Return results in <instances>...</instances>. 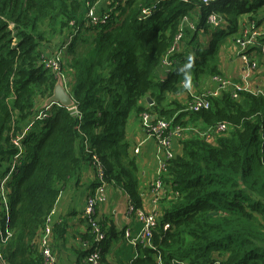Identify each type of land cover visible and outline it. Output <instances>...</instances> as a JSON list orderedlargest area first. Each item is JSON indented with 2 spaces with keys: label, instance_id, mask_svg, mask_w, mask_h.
<instances>
[{
  "label": "trees",
  "instance_id": "trees-1",
  "mask_svg": "<svg viewBox=\"0 0 264 264\" xmlns=\"http://www.w3.org/2000/svg\"><path fill=\"white\" fill-rule=\"evenodd\" d=\"M90 1L0 0V179L18 152L13 139L25 133L24 154L11 182L14 234L4 249L6 259L11 264H44L38 238L45 222L94 153L105 168L106 182L122 185L142 206L140 169L130 154L128 123L135 114L140 124L141 113L151 110L176 126H230L216 144L197 138L180 142L164 177L173 192L169 205L161 206L155 248L139 246L130 264H159L158 258L165 264H264V98L250 93L239 100L230 93L209 96L211 107L194 112L170 97L185 90L181 82L195 85L206 74L221 75L215 64L220 38L228 33L207 24L208 15L216 11L237 34L244 16L262 28L264 0H221L213 5L202 0L113 1L107 14L96 12L109 15L107 23L91 24V55L71 63L73 107L54 104L45 119L37 120L58 81L43 63L46 51L53 53L57 36L65 33L69 39L80 27ZM194 5L202 7L201 27L213 43L207 48L196 43L187 66L177 54L168 80L156 81ZM74 44L75 39L70 51ZM148 97L152 105L143 104ZM107 240L102 256L109 250Z\"/></svg>",
  "mask_w": 264,
  "mask_h": 264
},
{
  "label": "built area",
  "instance_id": "built-area-1",
  "mask_svg": "<svg viewBox=\"0 0 264 264\" xmlns=\"http://www.w3.org/2000/svg\"><path fill=\"white\" fill-rule=\"evenodd\" d=\"M220 1L221 0H202L203 4L206 5H213ZM147 13H149V11L144 10V14ZM105 14L104 16H101L96 13V9L93 6H90L89 4L87 5L86 19H88L91 24H106L109 19V15ZM245 19L246 18L243 20ZM242 21L239 22V33L234 38L235 51L242 66L241 81L234 82L232 79L223 77L222 75H214L212 80L219 87L216 90L207 91V94L204 95H199L195 91H192L189 84L185 81L181 82L179 85L185 88L191 96V101L189 103V109L191 111L200 112L209 109L211 107L209 96L216 98L225 93H230L232 98L235 100H239L245 93H250L264 98V88L253 87L250 83H248V80L255 73L262 77L263 72L261 67H263L262 63L264 60V42L261 43V40L264 38V28H258L252 24V22ZM206 22L213 28H223L225 20L221 15L213 10L208 15ZM187 23H189V16L183 18L178 28L179 31L176 34L177 37L168 48L169 50L162 60L161 67L169 70L174 69V64L176 62L175 57L177 54L182 52V48L186 42V31L189 27L187 26ZM73 25H75V21H71L70 26L74 27ZM77 29L78 27H76L73 31V34L76 33L75 31ZM72 37L73 35L70 37V41ZM43 63L45 67L54 72L58 78L62 77L63 81H66L67 78L64 77L62 71L63 66L61 65L62 62L60 55L54 54L52 56H44ZM56 105L62 106L60 103H56ZM50 108L42 111L36 119H45L48 116ZM140 126H142L147 137L155 139L157 145L159 146V151L155 157L158 170L149 188L152 199L151 202H153L154 208L152 211H148L143 208V206H138L130 198L128 201L129 205L126 215L130 219L133 218L139 222L142 229L139 233L127 229L125 231L124 238L136 248L143 246L144 248L154 249L153 237L154 232L159 225V217L162 214L161 206L163 201L171 199L170 195L171 192H173L164 183V177L168 172L170 160L176 155L173 142L176 140L178 142H182L197 138L204 140L206 143L209 142L216 144V141L220 138V136H227L230 124L221 122L214 127L208 128H201L198 125L191 124L188 128H186L183 126L173 125L172 120L167 121L159 118L156 113H153L150 110L148 112L146 111L141 113ZM24 136L25 133L13 139L12 143L14 147L18 149V152L9 164L8 173L0 179V264H11L4 255V249L8 245L7 243L13 238L14 234L10 225V203L11 196L13 194L11 182L14 174L18 171V167L24 154V148L22 147V140ZM140 150L141 147L136 148L135 153L140 152ZM89 163L91 166L95 167L97 174V187L93 193L86 197V205L83 211L84 220L88 224L89 234L92 237L90 240L85 242V247L87 249L86 261L88 264H102L103 244L107 239V234L103 223H101L100 219L97 217V208L107 200L106 190L108 184L105 180V168L95 153L92 155V159ZM55 210L56 207L47 218L45 226L38 238V246L40 248L42 262H44V264H58L57 257L53 251L54 228L57 225V223L53 224V217L56 212ZM168 228L169 226L166 225L165 230ZM158 259L159 264H165L160 258ZM172 264L186 263L173 261ZM215 264H220V262H216Z\"/></svg>",
  "mask_w": 264,
  "mask_h": 264
},
{
  "label": "crops",
  "instance_id": "crops-1",
  "mask_svg": "<svg viewBox=\"0 0 264 264\" xmlns=\"http://www.w3.org/2000/svg\"><path fill=\"white\" fill-rule=\"evenodd\" d=\"M113 1L115 0H92L89 4L96 9L98 13H105L112 9ZM118 1V0H116ZM115 1V2H116ZM87 5L82 11L80 19V27L75 31V44L73 51H70L71 42L66 38L65 33L57 36L52 43V49L54 53H57L62 58V66L64 70L71 69L72 60L77 57H87L91 55L95 47L94 32L92 31L91 23L86 19ZM189 23H187L188 30L186 36V42L183 46V50L180 54L183 64L187 66L190 57L195 54L196 43L199 45L207 46L210 42V37L205 35V29L201 27L203 10L201 6H192L189 9ZM243 21H247L246 19ZM242 21V22H243ZM192 26V27H191ZM263 27V26H262ZM227 31L228 38L230 40L227 43L229 47V57L222 65H219L216 61V67L218 72L234 82L241 81L242 66L235 47H233L234 38L238 35L237 30H230L227 24L224 27ZM232 31V33H231ZM80 39L81 42H76ZM196 38V39H194ZM73 39V40H72ZM194 39V40H193ZM226 40V39H225ZM53 54L52 52L46 51ZM172 70L164 67H160L157 70L155 79L156 81L164 82L169 78ZM213 74L201 77L200 82L192 85L188 82L192 91L200 94H207V91L216 90L219 86L212 80ZM68 79L64 81L66 90L70 93V84L72 77L68 74ZM261 77L255 73L248 80L253 87L264 88L259 82ZM179 87H181L179 85ZM183 88V87H182ZM185 89V88H184ZM171 98L177 99L184 106H189L191 96L186 89L176 95L170 94ZM150 98V97H149ZM42 103V102H41ZM41 109L43 110V105ZM147 104V98L143 102ZM150 105V104H149ZM152 105V104H151ZM201 128L205 126L201 123L198 124ZM127 140L131 143L130 154L136 157V162L140 169V186L138 193L140 195L141 204L143 208L148 211H152L154 206L149 192V188L152 180L155 178L158 170L155 157L159 151V146L156 140L148 138L144 132L142 126L139 124V118L134 114L131 116L128 123V137ZM142 144V145H141ZM175 146V152H178L180 142L177 140L173 142ZM141 147L140 152L135 153V149ZM97 174L95 167L90 163H86L85 169L78 178L69 183L66 190L60 195L56 212L53 217V224L58 225L53 235V251L57 257L58 264H88L86 261V247L85 242L88 241L89 228L83 217V211L85 208L86 197L94 192L97 187ZM107 200L97 208V217L103 223L107 232V242H109V250L102 256V264H130L138 256V249L125 240L124 234L127 229L133 232H138L141 229V224L133 218L127 217L128 201L131 198L127 190L120 184L107 183ZM163 201V208L169 205V201ZM136 249V250H135ZM132 250V251H131ZM215 255V254H214Z\"/></svg>",
  "mask_w": 264,
  "mask_h": 264
},
{
  "label": "rangeland",
  "instance_id": "rangeland-1",
  "mask_svg": "<svg viewBox=\"0 0 264 264\" xmlns=\"http://www.w3.org/2000/svg\"><path fill=\"white\" fill-rule=\"evenodd\" d=\"M243 18H247V16H244ZM262 26H263V28H264V23H262ZM261 26V27H262ZM73 35V38H74V36H75V34H73V33H71V35L69 36V41H70V37ZM229 35V34H228ZM228 35H225L224 37L222 36L221 38H220V40L222 41V43L219 45V52H218V54H217V62H218V64L219 65H222L224 62H225V60L229 57V47L227 46V43H228V41L230 40V38H228ZM226 39V40H225ZM210 41H211V39H210ZM76 42H81V40L80 39H78L77 38V40H76ZM213 43V41H211V43L209 42V44L207 45V46H205V48H207L208 46L210 47L211 46V44ZM233 47H234V42H233ZM236 52V51H235ZM54 54H57V53H54L53 52V54H50V53H46V56H52V55H54ZM238 56V55H237ZM61 57V56H60ZM74 60V59H73ZM72 60V61H73ZM61 62H63L62 61V58H61ZM72 62H70L69 64H71ZM62 65V64H61ZM261 70H262V77L259 79V82L263 85L264 84V60H263V67H261ZM62 71H63V74H64V77H68V74H69V76L73 73V71L72 70H69V69H66V70H64V68L62 67ZM68 79V78H67ZM71 81H73V76H72V79H71ZM130 145H131V143H130ZM131 147H132V145H131ZM141 229H142V227H141ZM141 229L138 231V233L141 231ZM140 247H143V246H140ZM136 250V249H135ZM132 251V250H131Z\"/></svg>",
  "mask_w": 264,
  "mask_h": 264
},
{
  "label": "water",
  "instance_id": "water-1",
  "mask_svg": "<svg viewBox=\"0 0 264 264\" xmlns=\"http://www.w3.org/2000/svg\"><path fill=\"white\" fill-rule=\"evenodd\" d=\"M54 95L49 99H46L45 104L43 105V110L50 108L56 103H60L62 106L70 108L74 105V100L71 97V94L66 90L65 83L62 77L58 78L57 84L54 89ZM147 102L149 104L153 103L152 98L148 97Z\"/></svg>",
  "mask_w": 264,
  "mask_h": 264
},
{
  "label": "bare ground",
  "instance_id": "bare-ground-1",
  "mask_svg": "<svg viewBox=\"0 0 264 264\" xmlns=\"http://www.w3.org/2000/svg\"><path fill=\"white\" fill-rule=\"evenodd\" d=\"M176 37H177V35H176ZM176 37H175V38H176ZM175 38H174V39H175Z\"/></svg>",
  "mask_w": 264,
  "mask_h": 264
}]
</instances>
